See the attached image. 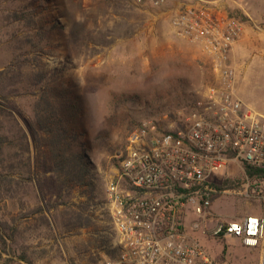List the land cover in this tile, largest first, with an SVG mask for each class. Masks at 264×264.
<instances>
[{"label":"rangeland","instance_id":"rangeland-1","mask_svg":"<svg viewBox=\"0 0 264 264\" xmlns=\"http://www.w3.org/2000/svg\"><path fill=\"white\" fill-rule=\"evenodd\" d=\"M227 8L241 25L235 94L264 114V0ZM172 14L142 0H0V264L116 256L105 192L128 135L149 119L178 127L212 79L206 52L179 34ZM40 120L64 125V147L83 155L80 185L53 168ZM240 176L230 170L229 191L212 204L220 218L264 213L238 193ZM215 222L193 231L186 221L212 264H258L259 248L210 236Z\"/></svg>","mask_w":264,"mask_h":264},{"label":"built area","instance_id":"built-area-1","mask_svg":"<svg viewBox=\"0 0 264 264\" xmlns=\"http://www.w3.org/2000/svg\"><path fill=\"white\" fill-rule=\"evenodd\" d=\"M142 1L172 11L173 27L206 52L212 79L178 113V127L149 119L128 135L105 192L116 256L100 264H212L186 229L188 220L194 231L209 219H216L210 236L259 248L264 264V213L224 219L212 210L229 191L220 185L232 169L241 174L238 193L264 205V114L235 94L232 51L241 25L227 7L236 0ZM244 164L262 173L249 176Z\"/></svg>","mask_w":264,"mask_h":264},{"label":"trees","instance_id":"trees-1","mask_svg":"<svg viewBox=\"0 0 264 264\" xmlns=\"http://www.w3.org/2000/svg\"><path fill=\"white\" fill-rule=\"evenodd\" d=\"M37 129L49 134V138L46 140V145L51 152V160L54 164L53 168H55V171H58L59 173L64 172L68 180L73 181L76 185L83 183L84 177L87 173V164L82 154L68 152L64 147L62 139L66 133L65 126L59 125L57 122L51 124L49 120H45L42 123L40 120L38 121ZM1 142L2 137L0 134V144ZM244 169L249 176L260 175L262 173V170L250 167L246 164H244ZM231 185L232 182L226 179L222 182L220 188L230 187Z\"/></svg>","mask_w":264,"mask_h":264},{"label":"crops","instance_id":"crops-1","mask_svg":"<svg viewBox=\"0 0 264 264\" xmlns=\"http://www.w3.org/2000/svg\"><path fill=\"white\" fill-rule=\"evenodd\" d=\"M174 1H176V0H174ZM173 9V8H172ZM244 61V60H243ZM249 63H250V60L249 59H246L245 61H244V65H243V67L244 68H248V66H249ZM233 64H234V66H235V69H236V76H237V67H236V65H235V62H234V60H233ZM235 89H236V86H235ZM247 103V102H246ZM255 107V106H254Z\"/></svg>","mask_w":264,"mask_h":264}]
</instances>
